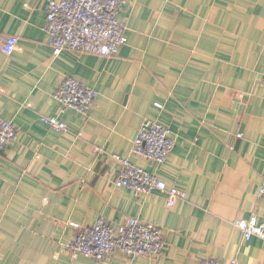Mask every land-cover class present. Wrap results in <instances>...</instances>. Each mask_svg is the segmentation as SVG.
Listing matches in <instances>:
<instances>
[{"label":"crops","instance_id":"obj_1","mask_svg":"<svg viewBox=\"0 0 264 264\" xmlns=\"http://www.w3.org/2000/svg\"><path fill=\"white\" fill-rule=\"evenodd\" d=\"M47 4L0 0V117L20 133L0 153V264H264V238L245 240L236 226L264 222V0H128L119 14L127 43L112 56H55ZM10 36L18 43L8 55ZM67 76L99 92L88 114L53 97ZM147 119L175 140L162 165L133 153ZM116 154L186 199L169 207L160 190L117 188ZM101 217L157 225L164 253L72 258L66 244Z\"/></svg>","mask_w":264,"mask_h":264},{"label":"built area","instance_id":"obj_2","mask_svg":"<svg viewBox=\"0 0 264 264\" xmlns=\"http://www.w3.org/2000/svg\"><path fill=\"white\" fill-rule=\"evenodd\" d=\"M128 0H48L46 30L50 34V45L55 56L65 50L96 53L102 56L116 55L127 43L126 26L119 19L120 12ZM18 39L10 36L1 42V50L12 54ZM264 87V77L261 79ZM99 92L80 80L67 76L54 91L53 97L64 109H73L88 114ZM42 120L56 130H67L65 122L57 117L42 116ZM18 127L0 117V153L10 143L19 140ZM175 146L168 126L160 121L147 119L143 122L134 140L133 153L156 163L164 164ZM120 163V172L114 185L143 194L160 190L168 195V206L176 199L185 200L187 193L176 186H168L155 174L147 171L125 156L114 155ZM259 194L264 197V186ZM243 238H264V222L254 224L242 219L236 222ZM72 258H90L96 262L122 253L131 258L148 256L157 258L164 253L166 242L163 230L152 223L130 218L126 223L113 225L101 217L93 226H84L74 240L66 244ZM198 264H239L237 259L222 261L207 258Z\"/></svg>","mask_w":264,"mask_h":264}]
</instances>
